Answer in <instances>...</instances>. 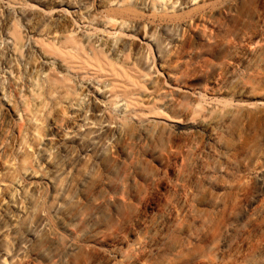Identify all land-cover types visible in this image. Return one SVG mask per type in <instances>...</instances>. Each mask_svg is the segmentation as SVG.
<instances>
[{
  "label": "bare ground",
  "instance_id": "6f19581e",
  "mask_svg": "<svg viewBox=\"0 0 264 264\" xmlns=\"http://www.w3.org/2000/svg\"><path fill=\"white\" fill-rule=\"evenodd\" d=\"M45 4L50 10L32 6L23 19L27 39L33 41L23 52L27 39L13 30L15 4L0 0V14L7 19L0 24V37L21 65L17 76L9 68L21 105L2 89L0 135L11 114L40 123L38 115L48 108L51 125L67 124L70 114L73 122L63 137L71 138L76 149L64 159L53 155V140L42 141L37 124L35 142L53 175L36 172L26 153L15 154L18 162L4 179L9 185L0 197V264H264V149L259 140L264 138V0H150L152 17L169 41L161 52L181 70L171 92L182 93L189 103L155 86L142 90L149 75L131 56L128 36L118 42L93 39L100 49L78 54L73 33H79L83 20L120 29L135 25L128 0H101L94 8L97 17L89 0L78 1L80 12H69L62 0ZM145 4L140 0L141 10ZM79 37L91 40L89 34ZM228 59L251 72L247 84L231 90L235 98H246L245 107L219 103L201 108V91L177 85L198 68L215 61L224 67ZM7 60L0 50V64L6 66ZM52 68L56 75H49L47 89L38 91ZM100 78L108 84L99 86V98L79 97ZM258 106L262 111L255 110ZM196 119L212 137L213 153L174 141L173 128ZM24 127L18 125L16 136H0V164L14 147L22 149ZM80 153L89 154L90 170L77 169L86 176L83 191L65 201L57 188ZM155 164L172 172L166 193L160 192ZM24 177L30 178L27 185ZM47 183L60 199L55 216L34 192Z\"/></svg>",
  "mask_w": 264,
  "mask_h": 264
},
{
  "label": "rangeland",
  "instance_id": "374dc122",
  "mask_svg": "<svg viewBox=\"0 0 264 264\" xmlns=\"http://www.w3.org/2000/svg\"><path fill=\"white\" fill-rule=\"evenodd\" d=\"M14 3L15 10L13 12V30L18 33L20 37L23 39L29 38V31L23 24V19L30 15L32 11V6L37 7L42 5L44 8H49L47 4H45L46 0H11ZM66 0H62L63 7L66 8L69 12L71 11H79L82 8L79 4V0H73L72 4L66 5ZM91 4L92 13L95 17L99 13L96 8L101 0H89ZM145 6H143V10L140 9L139 4L140 0H128V8L129 14L131 17H135V25H128L123 28H118L116 24L106 23L105 26L98 25L97 23H92L89 20H83L79 26V33L81 34H89L91 36V40L89 41H80L79 33L74 34L75 40L78 42V50L80 51L78 54L89 53L93 50H99L98 44H95L93 39L103 38L109 39L113 42H118L122 38H126L128 36L131 40H127L128 49H130L131 56L136 59L137 63L141 67L142 71L145 74L149 75V84L143 85L142 90H149L151 87L155 86L157 88H161L167 93L173 95L174 98H179L184 103L192 102L188 98H184L182 93L176 94L171 92L174 84L178 78L181 77V70L176 69V62H169L166 57L163 56L161 50L166 48L169 44V41L164 36L161 31V24L159 21H154L152 17V10L150 6V0H144ZM188 7V6H187ZM19 9H23L24 13H21ZM97 14V15H96ZM69 16L70 13H69ZM139 18L137 19V17ZM141 17V18H140ZM73 18V16H71ZM7 19L3 14H0V24L6 22ZM125 33V34H124ZM34 40V39H33ZM35 40H39V42H44L43 38H36ZM41 40V41H40ZM47 45V41H45ZM33 41L31 39L26 40V47L23 49V52L28 51L31 48ZM54 46V45H51ZM10 48V43L4 40V36L0 37V50L6 52L7 57V65L0 64V98H2L4 102V97L2 96V89L9 99H13V101L20 107L21 100L17 95L15 89L12 87L10 83V69L13 71V76H17L21 72V65L19 58L10 54L8 49ZM55 48H58L55 45ZM162 48V49H161ZM108 56V55H106ZM109 57V56H108ZM186 62V61H185ZM225 66L221 67L218 61H215L211 66H203L198 68L197 73H190L186 78H184L177 85L180 86L182 90L189 89L191 91H201L202 96L198 99V105L201 108H210L212 106L219 107V103H221L222 107L224 105L236 107L248 105L246 102V98H235L232 94L231 90L238 85L247 84L249 81V76L251 72L248 69L243 70L239 67L236 62L232 59L225 60ZM192 67H196L198 63H193ZM49 75H56L55 69H50V72L45 77L41 78L40 86L37 89L38 91L46 88L48 84L44 81L48 79ZM12 77V75H11ZM60 77V76H59ZM64 79L63 77H60ZM71 83V81L67 78L66 83ZM186 83V84H185ZM108 84V79L100 78L98 80L91 81V86L87 90H82L78 93L80 98H84L87 95L86 99H95L99 98L97 95V91L99 90L100 85ZM57 97L54 94L53 98ZM238 100H243L242 102H238ZM50 105H48L49 107ZM261 106H258L255 110L262 111ZM254 111V109H250ZM50 111L44 109V112L38 115L40 119V123L28 122L26 120V115L24 114V119L19 121L18 117H15L14 114H11L7 120L2 122V137H12L16 136L18 125L25 126L24 127V137L25 141L22 148L18 151L19 147H14L11 152L7 155V158L4 159L0 164V197L5 195L7 192L5 187H8L9 184H5L4 179L12 174L13 169L15 168V164L18 162L16 160L15 154H27V162L31 165V167L38 173L53 175V173L49 169V162L45 160V158L40 154V148L35 142L34 138V128L37 124H40V134L42 136V141L47 138H51L54 144L51 153L55 156L60 155L63 159L66 157L65 153L74 152L76 149V145L72 142L71 138H65L63 135L66 132V126L68 127L71 122H73L72 117L68 114L66 117L68 119L67 124H58L51 125L50 118H52L53 113L48 114ZM113 127V126H112ZM84 130V129H83ZM174 133V141L177 144L185 145V144H193V145H201L206 150H210L211 153L215 151L214 143L212 142V137L205 133L198 124V119L191 120L188 123L177 125V127L173 128ZM108 135V134H107ZM63 137V138H62ZM110 137V135H108ZM261 141V148L264 149V138L261 136L259 138ZM71 156L67 157V161ZM90 162L89 154L80 153L79 159L75 165L72 167H68L67 174L64 175L63 179H61L62 183L57 188V191L60 194H64L65 201H69L71 198L79 197L83 191V183L86 176H81L82 174H77V169L82 172L85 170H90V167H86L87 163ZM158 169L159 176L158 178L162 179V185L160 187L161 193H166L170 186L168 184L170 178L172 177V172L169 168H166L165 165L155 164ZM66 169V168H65ZM92 172V171H91ZM254 179L260 178V174H254ZM30 179V178H29ZM28 178L24 177L22 182L24 185H27L30 181ZM56 191V190H55ZM54 189L52 188L51 183L47 184H39L34 189L35 196L42 197V200L46 202L47 205L51 207L50 211L53 215V208L60 200L58 193L56 194ZM59 194V195H60ZM61 196V195H60Z\"/></svg>",
  "mask_w": 264,
  "mask_h": 264
}]
</instances>
